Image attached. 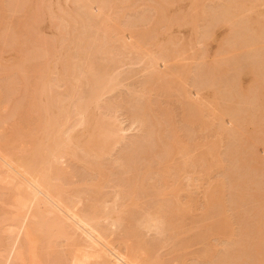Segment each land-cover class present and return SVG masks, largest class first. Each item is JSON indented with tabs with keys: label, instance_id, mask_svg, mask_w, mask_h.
<instances>
[{
	"label": "bare ground",
	"instance_id": "bare-ground-1",
	"mask_svg": "<svg viewBox=\"0 0 264 264\" xmlns=\"http://www.w3.org/2000/svg\"><path fill=\"white\" fill-rule=\"evenodd\" d=\"M14 1L16 0H13V2ZM30 1L31 0H27L29 3ZM73 1H70V3L73 2L71 3V11L67 7L70 13L68 12L69 14L67 16V20L69 21L66 20L65 24L71 22L70 24L74 26H70V30L64 27L66 31L68 30L67 32L65 31V36H69V38L63 41L66 37L63 36L65 39H62L60 35L59 38L62 40L61 44L58 43L60 39L57 38V35L55 37L57 40L59 39L57 42V49L59 51L60 48L62 51L61 55V51L59 53L55 51L57 54L53 55V49H55L54 40L50 43V40L44 41V39H42L43 48H40L41 52L39 50L37 52L33 51V53L30 52L32 50H30V46L27 47L26 43L30 44V42L33 41L34 43L35 41L32 39L30 40L32 35L29 36V34H32L30 31L32 27L29 25V31H27L28 26L24 25V21L22 22L25 26L24 31H27L24 32V34L29 37V40L27 39L28 41L20 38L21 36L16 33L19 32L17 30L19 24L20 27L22 26L24 28V26L21 25V21L19 22L18 20L25 17L26 14L22 15V17H17L15 14H20V12H18V5L24 6L25 2L24 0L15 2L17 7L15 4L12 5V1V3H8L9 5L7 4L8 7L13 6V8L16 7L18 9L16 10V8L13 9L10 7L13 9L12 13L15 12V17L20 19L17 21H15L16 19H12L9 23L11 24L13 21L14 25L11 24V26L8 23L10 27L8 26V29L5 28L7 29L5 32H12L13 36H9L8 33V37L6 34L5 36L0 34V58L1 54H6L8 50L11 52L12 49L9 48L16 49L15 51L18 53V56L19 54L22 55L21 57L19 56L21 59L20 63L11 64L9 70H4L0 67V72L1 70L2 72L4 71L0 74L3 75L4 80L8 77H17L22 89L20 87L19 90L21 91H15L14 83L9 84L10 86L7 85L8 90H6V87L4 88L6 91L0 89L1 104L7 101L10 95L14 97L15 94L12 95L14 92L18 93H16L17 96L20 93L19 97L16 96V103L13 106L12 104L10 105L11 109L8 113L0 116V125L5 123L4 121L6 119L15 116L14 118L17 120V123L20 121H22L20 124L28 123L27 125L30 126V132L26 133V136L23 134L24 138L28 141L26 146L29 148L25 146L27 148L25 149L22 145L21 149H19L20 142L22 143L23 140L22 137V139L20 138L21 141L19 140L21 134H6L0 126V189L2 190L0 194L3 196H1L2 199L0 200L2 201L1 203H4L3 205H5V207L9 206L8 208H11L10 214L7 210L10 216L6 218L3 217L4 219L0 217V234L3 230L10 234V238L7 237L9 240H6L8 242H6L5 239L3 240L2 235H0V264H189L187 261L188 259L185 260L186 257L174 258V260L172 259L171 261L165 260L160 251L163 249L165 243H170L169 241L173 244H177L176 242L180 241H178V239L181 235L182 228L184 227V230H187V227L184 223L182 224V222L187 212L192 208L191 205L193 200L191 198L193 197L189 198L187 202L182 199V194L188 192L187 185H192V183H190L192 182V179H190L191 177H185V174L189 165L196 166V164L199 163L202 168L205 166L211 167L216 162V160H214L216 157L214 154L215 144L210 147L207 146V151H204L205 149H201V151V147L198 148L199 146H197L196 149L200 150L197 153L199 154L200 152V154L194 156V158H188L184 152L190 145L185 142H183V145L182 142L180 143V141L174 139L169 121L167 123L168 125H163L160 114L152 113L146 102L141 105L142 101L141 103L139 102L140 98L137 96V91L139 88L143 89L154 84L169 89L167 82L163 80V75L165 74L163 70L168 71L171 75H176V88L178 91H181V88L186 87L185 82L188 80L186 79L185 81V78L188 77V73L185 72L187 71L185 69L183 72L186 73L187 77L185 74H182L184 68L183 66L180 68L176 67L178 66L176 63L178 60L176 59H178V57L182 58L185 53L187 54V52L192 50V47H190L191 49L189 48L188 51V47L186 46H176L177 42L176 44L174 43L175 41L172 36L171 40L174 41H172L174 44L173 47H171V44L168 45L170 40H168V43L165 42L166 44L164 42L157 43L156 46L152 48L153 51L151 54L153 56L151 57L150 55L152 59L147 61V63L150 62V65L148 64L150 70L152 65L151 71L147 69L151 75L140 82L142 85L140 83L138 86L131 85L129 83L134 82L132 81L134 79L133 74L135 72L137 74L138 72L136 70H134L135 72L130 70L132 73H128L127 70L125 72V69L121 70L122 68H119L123 65V67H125L128 61L122 64L120 63V57L117 61L116 57H118L120 51L117 50L118 48L112 46L114 44L111 45L113 40L110 42L111 37H108L110 34L104 33L102 35L103 37L101 38L99 36L100 38L98 39L96 37L97 32H100L101 28L97 20L98 15H95V11L93 10L97 7V4L99 8L102 7L100 9L104 7L107 8V5H112V0ZM238 1L239 0H223L219 5L212 8L210 7V9H204L201 14H197L200 18L203 17L207 20L206 30L208 28L207 31L202 30V33L198 35L199 38H202L201 40L207 39L206 41H208L209 36L206 35V32H211V37L215 29L220 28L222 30V28H227L228 35L231 34L232 39L234 38V40H232L233 42L235 41L240 44L245 43L249 46H251L252 43L255 45L254 43L256 41L259 43L260 40L254 42L255 39L252 36V32H249V29L255 28L261 23L260 21L244 16L241 11L242 7L240 6H237L238 13L236 14L238 15L236 16V21H234L235 15H233V13H235V11L233 10L236 8L233 5ZM253 1H249V6L251 5L252 7L255 1H257L256 3L261 2V4H264V0ZM44 2V0L43 2L41 0V3ZM51 2L48 4L50 5ZM163 2L165 1L163 0ZM171 2L172 0H169L168 3ZM41 3L36 5L39 7ZM75 3H77V5ZM154 3L157 4V8L159 9L158 0H154ZM54 4L57 6L59 3L57 2V4ZM78 4H80L81 7ZM161 4H163L162 7L165 8V3ZM237 4L241 5L240 2ZM7 5L5 6V10L2 9V11L8 10ZM36 5L35 8L37 7ZM46 6L48 5H45V7ZM244 6H247V3L246 5L244 4ZM25 7L27 8L28 5H25ZM98 7L96 10H98ZM154 7L156 8V5ZM46 8L45 12H47ZM48 9L50 10V7ZM61 9L62 7H57V13H59L58 10H65ZM160 10L161 8L156 10L157 13L158 11L160 12ZM10 11L8 12L11 13ZM23 12H26V9H24ZM40 12L39 10V15ZM161 12L163 13L166 11L162 9ZM161 12L159 14L156 13L157 16L160 17ZM4 13L0 14V19L4 18L5 15L3 17L1 16ZM47 13H49V16H57V18L61 16L60 13L59 17L58 15L54 16L55 13L53 11L52 14H50V12ZM31 15L29 16L28 14L29 18H27V22L28 19L33 17ZM39 15H36L35 19ZM43 16L42 14L40 15V17ZM11 17H13V14H11ZM159 17L158 19L155 18L156 24H160ZM172 17L174 16L172 15ZM176 17L178 16L176 15ZM193 18L195 17L193 16ZM71 19L74 20L71 21ZM32 20L30 19L29 22ZM161 20L163 21L164 19L161 18ZM37 21H39L40 24L41 22L43 23L41 19L38 20L37 18ZM39 22L36 24L38 25ZM228 22L230 25L227 27V24H229ZM15 23H17V25ZM57 25L58 24L54 25V29L57 28ZM261 25L263 24L261 23ZM51 26L53 28V25H50V27ZM166 26L167 24L164 25L163 30L169 31L170 29H166ZM183 26L186 25L183 24ZM157 27H160L158 29L159 31L161 30L160 33H158L160 35L163 30L161 29L162 27L157 24L154 25L150 31L140 36L138 45L133 50L136 54V60L131 59L132 65L128 62L127 66H133L136 61H140L142 57L144 58L147 56L145 53L149 51H146L145 45L153 39L156 41L155 34L157 33H155V31ZM168 27L171 28L172 26L170 27L169 25ZM116 29L117 27L115 30ZM63 30L64 29L60 30V32ZM37 31L39 32V30ZM194 32L195 30L193 33ZM61 34L64 35L62 32ZM48 35L49 34H47V36ZM194 35L197 36V34ZM258 36V39L264 38V26L262 30L259 31ZM169 37L166 39H169ZM19 39H22L23 42ZM90 39L92 41H90ZM175 39H177V37ZM46 40H48V38ZM45 42L49 43L45 45ZM24 43L25 47L29 49L24 47L25 50H21L24 49L22 48V44ZM41 43L42 41H40V44ZM258 43L256 42V45ZM253 45L251 47H254ZM4 49L6 51H3ZM251 49L252 51L254 50L253 48ZM257 49V52L256 50L255 52L253 51L251 56H256L257 58L259 56V61H256L258 63L255 62V64L249 65L246 61L242 62L243 58L247 60L245 55H243L241 57V63H239L236 68H239V70H237L236 73L234 72V75L230 78H227L225 75H220L218 77L219 74L216 75L217 70L214 68L216 62L213 63L214 61L208 57V54L207 57H205L206 53H202L199 58H202L200 60H202L203 63L202 61L199 63L202 64L198 67L200 76H198V79H200L202 86H204L199 91L201 97L203 96V98L209 102H214L217 98L222 99V101L225 100L226 105L221 108L216 115L218 119L228 120L227 122H223L229 123L231 126L228 130L223 128L224 132H222L224 134L226 133V135L228 134L231 138L233 137L232 140L227 136L229 143L231 140L233 141H231L233 149L230 150L229 156L231 159H234L236 163H240L239 167L241 168V171H234L231 175L240 177V187L244 188L245 191H251L252 194H250V196L252 195L254 202L260 203L261 200H264V159H262L263 155L258 153L261 149L258 147V143L264 139V130L257 131L254 129V131L256 130L261 133L256 135L254 140L251 139L250 141V139L247 138V143L251 142V144H244L245 142L243 143L240 139L243 138L242 135H245L244 138L247 137L244 132L241 134L243 117L240 115V112L233 111L236 109L231 105L236 101V98H238V91L244 98L249 94V88L244 90L238 82L240 81L239 77L241 75L250 74L256 81L259 80L258 75L262 74V82L264 83V73H262V71H264V56L261 57V55L264 54V49L262 48V51L260 48ZM69 51H73V54H69ZM200 53L201 52H199V54ZM141 54H143L142 57ZM194 54L195 51H193L192 55ZM257 54L260 55L257 56ZM120 55L121 54H119V56ZM248 55L247 57L250 58V54ZM45 56H49L50 60L53 56L56 59H54L55 61L53 60L55 63L52 64L53 70L56 68L58 69L55 71L57 74H55L56 78L54 81L58 83L56 87L59 83L63 84L64 89L62 93L55 92L53 91L54 89L49 90L50 88L46 90L45 88L46 84L48 85V82L51 81L48 77L51 72V66L48 64L50 60L45 63V65L48 64L46 68H42L40 63L38 64V60ZM148 57L149 56L145 59L148 60ZM131 58H133V56H131ZM44 60L47 59L44 58ZM173 60H175V62ZM132 61H134V63H132ZM172 61L176 63V66H173L175 65L174 63H171L172 66H170L169 63ZM119 63L122 66L119 65ZM0 65L2 66V64ZM53 66H56V68ZM47 67L48 71H46ZM219 67L222 66L220 65ZM41 68L42 71H44L43 73H39ZM117 69L121 71H119L120 73H127L126 76L123 74L124 77H122V74L116 73L118 72ZM156 73H160L163 77H156ZM220 73L222 74L221 71ZM41 76H44V78H41ZM218 78L223 84L222 88L215 91L212 88L213 81ZM126 81L128 82L126 83L127 88H125L126 84H124ZM5 84L3 85L5 86ZM259 84L261 85V83ZM259 84L257 85L260 86ZM256 88L257 86L255 85L251 90L255 89V91H257ZM183 90L184 88L182 91ZM253 91H251V93L255 92ZM256 93L258 94L255 97L264 101V87L261 86L259 92L257 91ZM216 95L218 97H216ZM234 99L235 101H233ZM248 99L249 101L254 100L252 96H249ZM137 102H139V104ZM131 104H134L133 108H130L132 115L134 114L132 111L136 112L134 117L131 116V118H134H132L134 124L131 123V125L137 124L139 130H141L143 134H141V141L138 138L137 142L129 143V147L124 149L125 147L121 148L124 146L122 143L124 144V142H126L124 141V128H121V124L116 121V119L111 118L112 116L109 114L110 112L113 113L112 111L116 112L117 110L115 109L120 108L122 105L124 107H132ZM42 114L43 117L41 118L43 121L40 119ZM128 114L130 115L129 111ZM182 114L184 120L189 119L187 120L189 124H194L193 117L199 114V106L194 102H190L188 103V108H182ZM44 115L46 116L45 120ZM187 121H185V123ZM249 148L253 149V151L249 152V157L247 159H242L243 152ZM171 149H174L175 154L179 153L180 155L183 153L184 156L181 154V158L186 155L188 159H185V157V160L183 159L181 163L179 162L180 164L178 163L174 168V173H171L170 170L164 173L167 169V164H169L167 163L169 157L173 154ZM256 149L258 151H256ZM237 151L240 153H236ZM257 153L259 156H257ZM130 156H133V159L129 162L127 157ZM134 157L136 158L134 159ZM257 170H260V172L262 171L263 181H260L261 184L256 187V185L251 183L252 180L250 182V179H247L248 176L246 177L244 171L255 172ZM219 185H222V187L225 186L223 182ZM215 188L211 190L212 193H214ZM103 189L104 192H102ZM245 191H237L240 201L243 200ZM211 192L206 196L210 203L212 201ZM215 192H218V187L217 190L215 189ZM262 206H264V203ZM209 208L208 210L206 209V211L209 212ZM5 212L3 213L5 214ZM135 212L136 214L140 212L137 218L133 217ZM206 213L207 212H205V214ZM206 215H208V213ZM220 215L221 214L218 216ZM131 217L136 220L134 219L133 221ZM213 217L216 216L214 215ZM233 222H230L229 219L224 217L216 219L215 222L211 224L208 223L209 225L207 224L206 228L208 233L204 231L203 234L207 236L211 233V236L223 235L227 237V235L232 236L237 229V235L239 234L240 237L238 236L239 239L237 240L236 247H234V243L232 246L234 249L232 250L230 247L231 245L228 244L230 247L229 251H225L223 256H221L223 253L219 254L221 258H216L215 252L211 251L212 246H209V249H204L199 259H201L204 264H264V212L257 214L256 211L251 212L250 210L244 212L241 217H238L235 220L236 223ZM167 233L171 235V238H169L170 235ZM150 234H153V238L158 237V240L162 239L164 235L166 239L168 237L170 240H165L166 242H164L165 238L163 241L160 240V242L148 240L147 236ZM197 234H195L194 238L199 235ZM155 238L153 240H155ZM191 238L192 239L189 241L185 240V242H181V245L178 243L177 247L180 248L181 251L187 250L192 246L190 242H194L193 237ZM203 239L205 240V237ZM229 240L228 238L227 241ZM196 242L198 241L196 240ZM175 247L173 246L172 248ZM177 247L175 249L178 252ZM195 259L196 255L194 260Z\"/></svg>",
	"mask_w": 264,
	"mask_h": 264
},
{
	"label": "rangeland",
	"instance_id": "rangeland-1",
	"mask_svg": "<svg viewBox=\"0 0 264 264\" xmlns=\"http://www.w3.org/2000/svg\"><path fill=\"white\" fill-rule=\"evenodd\" d=\"M11 1L13 2V0H11ZM11 1L10 0H0V8H1L0 9V14L4 13V12L6 13V14L4 13L3 15H1L2 17L4 15L5 16H4L3 19H0V34H2L3 36H5V34H6V36H7L8 32H5V31L10 27L9 26V24H10L9 22H11L12 19L13 20L16 19L15 21L20 19V18H16L15 15L17 17H19V16L22 17V15L26 14L25 17H22L18 21L19 22L21 21V23L24 21L23 22L24 25L28 26V28H27L28 30L27 31H29V25L32 28L34 27L33 29L31 28L30 31L32 32V34H29V36L32 35L30 40L32 39V40H35V41H34V43H33V41L30 42V44L26 43L27 47L30 46V48H31L30 50H32L30 52L33 53V51H35V52H37L38 50L40 51V48H43L42 47L43 46V40L42 39H44V41H49L50 40V43H52L51 41L54 40V42H55L54 48L55 49H53L54 50L53 51L54 52L53 55L59 53L61 50H60L59 47H58L59 51L57 49L58 40L60 39V41L58 43L62 44L61 38L65 39L66 32L68 30H70L69 29L70 26H74V25L70 24L71 22H67L65 24V22H66V20L68 18L67 16L70 13L71 8H72V4L71 3H73L74 1L73 0H56V1L55 0H47V1L44 0L45 2L41 3V0H31L30 1L31 4H30L29 2H27V0H24L25 5H28V7L26 8L25 5L24 6L18 5L19 6L18 7V9H19L18 12H20L19 15H18V13L15 14V12L12 13L13 12L12 10L17 7L15 2L20 1V0H16L13 3ZM48 1L49 2L52 1L50 3V5L48 4L49 3ZM70 1H73V2L70 3ZM159 1L160 0H158V3H159L158 6H160L159 9L161 8V10L163 9V11H166V12L162 13L161 10H160V12H161V14H160L161 16L160 17L157 16V14H159L160 12L158 11V13H157L156 10H159V9L157 8V4L154 3V0H112V5H110V6L107 5V8L104 7L103 9H100L102 7L99 8L98 7L99 5L97 4L98 10H96L97 9V7H96L93 11H95L94 12L95 15H98L97 20H98V23L100 24L99 26L101 28V31L97 32L96 37L98 39L100 37L102 38L103 37L102 35L104 33L110 34V35H108V37L109 36L111 37L110 42H112V40H113L111 45L114 44L112 46L118 48L117 50L120 51L119 54H121V55L123 54L122 55L123 58H122L121 55L119 56V54H118V57H116L117 61L119 60L118 58L120 57V59H121L120 63H122V64H124V62H127V61L131 64V61H130L131 59L136 60L135 59L136 58L135 57L136 54L134 53L135 51H133V50L138 45V39L140 38V36L142 34L147 33L148 31H150L152 29V27L154 25H157V24H158V26L162 27L161 28L162 30H163L164 25L167 24V26L165 28L166 29L168 28L170 30L169 31L167 30L168 32L166 30H163L162 31L163 33L161 32V34L159 35L158 33H160L161 30L159 31L158 29L160 27L159 28L157 27L156 31H155V33H157V34H155L156 37H157V38L155 37V40L157 42L154 41V39L152 41H150V42H147L148 44L145 45V48L147 49L146 51H149V52H146L145 55H147L149 57L151 55V57H152L153 55L151 53L153 51V49H152L153 46H156V44L160 43V42L161 43H163V42L164 43L165 42L168 43V40H170V42H171V43L170 42L168 43V45L171 44V47L174 46L173 42L175 41L174 42L175 44L177 42L176 46H179V45L180 46H186V47H188V49H187L188 51H189V48L192 47V50L194 49L193 51H195L194 55H192L193 51L190 50V52H187V54L185 53L186 55L184 54L182 56V58L178 57V59H176V60H178V62H176L178 66H176V63H174L175 60H173L174 62L173 61L170 62V63L168 62L170 64V66H172L171 63H174L175 65H173V66H176V67H179V68L183 66L184 70H182V74H185L186 77L188 75L189 78L188 77L185 78V81H186V79L188 81L185 82L186 87H183L184 88L183 91H182L183 88H181V91L180 90L178 91L177 88H176V83H175V79H176L175 76L176 75L175 76L173 74L171 75L168 71L163 70V72H165V74L163 75L164 76L163 80L165 82H167V86L169 87V89L154 84L152 86H147V87H145L143 89L139 88L138 91H137V96L140 98L139 102L141 103V101H142L141 105L144 102H146L147 106L150 108L152 113L161 115V119H162L163 125H166L168 123V121H169V124L171 125L170 126L171 128L170 127L169 128L171 129L172 135L174 136L175 140L180 141V143L182 142V144H183V142H185V143H188L190 145L189 148L187 149L188 151L186 150L184 152V154H186L188 156V158H194V156H197V155L200 154V152H199V154L197 153L198 151H200L201 149H205L204 151H207L208 147H210L211 145L215 144V146H214V154H215L216 157H215L214 160H216V162L211 167L205 166L204 168L200 167L199 163H197L196 166L189 165V167L187 169V172L185 174V177H188V178L191 177L190 179H192V182H190V181L189 182L192 183V185L190 183H188V184H190L189 186L187 185L188 192H184L182 194V196H183L182 199H184L185 202H187L189 200V198L193 197V198H191L193 200V202H192V205H191L192 206L191 210L189 212H187L185 218L183 219L184 221L182 222V224L184 223V225L187 227V230L186 229L184 230V227L182 228L181 235L179 236V239H178V241L179 240L180 241L176 242V243L177 244L179 243L181 245V242H185V240L189 241V240L192 239L191 237H193V241L195 242V246H194V242H190V243H192L191 245L194 246V247L189 245L190 247L187 250L185 249V250L181 251L180 248L177 247V244L171 243V241H169L170 239H168V237L166 239L165 235L162 237V239H159V240H158L157 236H156L157 238L154 237L155 240H153L154 239L153 236H152L153 234H150V235L147 236L148 240H152V241H155V242L156 241L160 242V240L163 241L164 238H165L164 242H166L165 240L170 242V243L167 242V244L165 243L166 245L163 242L164 247L160 251L161 254H163V259L171 261L172 259L174 260V258H178V257L185 258L186 257L185 260L188 259L187 261H188L189 264H192V263L193 264H202L203 262L199 258L201 256V253L204 252L205 248L209 249V246H212L211 247L212 248L211 251L215 252L216 258H218V257L221 258V256L224 255L225 251H229L230 247L232 248L234 243H235L234 247H236L237 240L239 239L238 238L239 234L237 235V232H238L237 229H236L237 231L236 230H235V232L233 231L234 232L233 233L234 236H233V234H232V236H228L227 235V237L230 239L229 241H227L228 238L226 236H223V235H219V236H213L212 235L211 236L210 235L211 233H210L209 235H207L209 237H207L206 234H203L204 231H205V233H208L207 232V228H206L207 224L208 223L211 224L212 222H215L216 219H219V218H222V217H224L226 219H229L230 222L234 221L233 223H236L235 220L238 217H241L244 212H248L250 210H251V212L252 211H256L257 214H259L261 212H264V206H262V204L264 203V200H261L260 203L254 202L252 195L250 196V194H252V192L250 191L251 192L250 193L248 191H245L244 188L240 187L241 178L236 176V175H234V176L231 175V173H233L234 171H238V170L241 171V168L239 167L240 163H236V161L234 159H231V157L229 156L230 150L233 149V146L231 144V141L233 140V137L231 138V137L228 136V134L226 135V133L225 134L223 133L224 132L223 128L228 130L231 126L229 125V123H225L228 120H224V119H221V118L218 119V117L216 115V113L219 112L221 110V108H223L226 105V102H225V100L222 101V99H219V98L215 99L214 102H209L208 100L204 99L203 96L202 97L200 96L201 94H200L199 91L204 86H202V83H201L200 79H198L200 77L199 76V72H198V67H200L201 64L203 63V61L200 60L202 58H199V57H200V55H202V53L203 54L206 53L205 57H207V54H208V57L211 58L212 61H214L213 63L216 62L214 64V68H215V70H217L216 71L217 72L216 75L219 74L218 77L220 75H222V76L225 75L227 78L232 77L234 75V72L236 73V71L239 70V68L238 69H236V68H237V65H239V63H241V61H242L241 57L243 55H245V58L247 60H245L243 58L242 62L246 61L249 65H253V64H255L256 61H259L258 60L259 59L258 55H260V54H257V56H258V58H257L256 56L252 57L251 53L253 51L255 52V50L257 52V50H258L257 48H260L261 51L264 49V38L258 39L259 31H261L263 26H264V4H261V2L260 3L258 2L259 3L258 4V3H256L257 1H255L256 4L253 3L254 5H252V7H251V5L249 6V1L251 2L253 0H249V1L246 0L247 2L244 1V0H242L243 2L241 0H239L238 2H240L241 5L240 4L238 5L237 4L238 2L236 3L237 5L236 4L233 5L236 8V9L233 10V11H235V13H233V15H235L234 21H236V19H237L236 16L238 15V14H236V13H238L237 6H240V7H242L241 11L244 14V16L252 18L253 20H258V21H260L263 24V25H261V23H260L255 28L249 29V32H252V36L255 39L254 42L256 40H260L259 43H258V41H256L258 43L257 45H256V42L254 43L255 45H253V43H252L251 46L253 45L254 47H251V46H249V45H247L245 43L240 44V43L235 42V41L233 42L232 40H234V38L232 39L231 34L228 35L227 28H222V30L220 28L215 29L214 30L215 32L212 33L211 37H210L211 32H206V35L209 36L208 41H206L207 39L206 40L204 39L205 40L204 41V40H201L202 38L201 39L199 38L198 35L200 33H202V30L203 31L206 30V27H207L206 21L207 20H205L203 17L200 18V16H198L197 14H201V12L204 9H210V7L212 8V7H215V6L219 5L223 0H179V2H178V0H172L171 3H168L169 0H164L165 2H163V0H161L160 1L161 3H165L164 7L166 9L162 7L163 4H161ZM9 2H11L12 5L15 4L16 7L15 8H13V6H9L8 7V5H9L8 3ZM42 2H43V0H42ZM57 2L59 4H57ZM39 3L44 5L43 6V5L40 4L39 5L40 9H39L38 5H36V4H39ZM54 3H56L57 6H55ZM246 3H247V6H244V4L246 5ZM2 4H3V6H2ZM29 4H30V6H29ZM51 4H52V6H51ZM75 4L77 5V3H75ZM154 4L156 5V8L154 7L155 6ZM168 4H170V5H168ZM6 5H7L8 10L2 11V9L5 10V8H6L5 6ZM35 5L37 6L36 8H35ZM45 5H48L46 7H48V8L50 7V10L48 8H46ZM59 5H60V7H62L61 10L65 9L64 11H59L60 9L58 10V12L61 14V16L56 11L57 7L60 8ZM76 5H75V7H76ZM78 5L81 7L80 4H78ZM166 6L167 7L169 6V7L167 8ZM10 7H12L13 9L10 8ZM43 7H45L47 9L46 11L50 12V14H52V11H53L55 13L54 16L58 15V17L59 16L60 17L59 18H57V16L53 17V15L49 16V13L45 12V8H43ZM51 7H52V10H51ZM67 7H68V9H70V11L67 10ZM73 7H74V5H73ZM54 8H56V9H54ZM18 9L16 8V10H18ZM24 9H26V12H23ZM36 9H39L41 11L40 15L42 14V16L43 15L44 16L40 17V15L38 14L39 10H36ZM42 10H43L44 14L42 13ZM8 11H10L11 13H9ZM33 11H36V12H33ZM173 12H175V13H173ZM169 13H170V15H169ZM11 14H13V17H11ZM28 14H29V16L32 14L31 16H33V17L30 18V19L32 20L34 18L33 19L34 22H33V20L29 22L30 19H28L29 23L26 21L27 18H29ZM163 14H164V16H163ZM36 15H39V16H37L36 19H35ZM172 15L174 17H172ZM176 15L178 17H176ZM193 16L195 18H193ZM63 17H65V18H63ZM158 17L160 18V24L159 23L156 24V22H155V18L158 19ZM198 17H199V19H198ZM23 18H25V19H23ZM37 18H38V20L41 19V21H43V23L41 22V24H40V22L37 21ZM161 18L164 19V20L162 21ZM189 18H190V20H189ZM167 19H169L170 21L167 20ZM174 19H175V24L176 23L178 24V25L176 24L177 26L174 24ZM58 20H60V21H58ZM73 20L71 19V21H73ZM67 21H69V20H67ZM166 21H167V23H166ZM25 22H26V24H25ZM38 22H39V24L37 25L36 23H38ZM50 22H51V24H50ZM161 22H162V24L163 23L164 24L162 25ZM187 22H188V24H187ZM191 22H192V24H191ZM23 23L21 25H23ZM169 23H171V24H169ZM11 24L14 25L13 21H12ZM15 24L17 25V23H15ZM49 24L53 25V28H52V26L50 27ZM56 24H58L57 28L54 29V25H56ZM183 24L186 25V26H183ZM169 25H170V27L171 26L172 27L169 28L168 27ZM228 25H230V23L227 24V27H228ZM60 26H62V27H60ZM64 27L66 29H68V30L66 31V29ZM116 27H117L118 30L117 29L115 30ZM5 28H7V29H5ZM17 28L16 29L19 32H16V33L19 36H21L20 38H22L24 40H27L29 37H28V35L24 34V32H27V31H24L25 30V26L23 28L22 26L20 27V24H19L17 26ZM53 29L57 30V31H54ZM62 29H64L63 30L64 32L66 31L65 34H64L63 31H61L64 35H62L61 32H60V30H62ZM37 30H39V32ZM192 30L193 31L195 30V32L193 33ZM207 30H208V28H207ZM102 31H104V32H102ZM31 32H29V33H31ZM189 32H190V34H189ZM92 33H94V32H92ZM8 34H9V36H13L12 32L8 33ZM41 34H46V35H41ZM47 34H49V35L47 36ZM194 34H197V36H195ZM56 35H57V38H59V36L61 35L60 36L61 38H59L57 40L55 38ZM45 36H47V37H45ZM50 36H52V37H50ZM63 36H65V37L63 38ZM171 36L173 37L174 41L171 40L172 39ZM191 36H193V37H191ZM168 37H169V39H166ZM176 37H177V39H175ZM47 38H48V40H46ZM68 38H69V36L66 37V39L63 40V41H66ZM22 39L21 40L19 39V40L22 41ZM55 39H56V41H55ZM165 40H167V41H165ZM40 41H42L41 44H40ZM90 41H92V40L90 39ZM47 43H49V42H45V45ZM154 43H155V45H154ZM109 45H110V43H109ZM24 47H25V43L22 44V48H24ZM27 47H25V48H27ZM25 48L21 49V50H25ZM251 48H253L254 50L252 51ZM5 49L3 51H6ZM9 49H12L11 52H9L10 50H8L6 54H4V53L1 54V58H0V62H1L0 64H2V66L0 65V67H2L1 69H4V70L5 69L9 70L10 69L9 66L11 64L18 63V62L20 63V61H21L20 57H21L22 54L21 55L19 54V56H20L19 57L18 53L15 51L16 49L15 50L13 48H9ZM27 49H29V48H27ZM126 49L127 50L129 49V50L127 51ZM203 51H205V52H203ZM15 52L17 53V55H16ZM69 52H70L69 54H71V53L73 54V51H69ZM199 52H201V53L199 54ZM259 52H260V50H259ZM61 53H62V51L60 52V55H61ZM263 53H264V51H263ZM248 54H250V58L247 57V56H249ZM142 55L143 54H141V57H142ZM131 56H133V58H131ZM263 56H264V54L261 55V57H263ZM146 57H144V58L142 57L143 60L140 58L141 60L140 61H136L135 63H134V61H132V63H134L133 66H131L132 64L130 66H127L128 65V62H127V64L125 63L126 66L123 67L124 65L122 66L119 63V65L122 66V67H119V68H122L121 70L125 69V72H126V70L128 71V73L129 72L132 73V71H134V70H136L138 72L137 74H136L135 71H134L135 73L133 72L134 73L133 74L134 79L132 81H134V82L130 81L132 83H129V84H131V85L133 84L135 86H138L140 82L144 81L145 78H148L149 75H151L150 72H149V70H150V67H149L150 62L147 63V61H149V59L151 60L152 58L148 57L147 58L148 60H146L145 59ZM44 58H46L47 60H44ZM44 58L42 57L41 59H39L38 60V64L40 63L42 68L43 67L46 68V66H48V64L51 66V72L48 75V77L50 78V80H51L50 82H52V83L48 82V85L46 84V87H45L46 90L50 88L49 90L54 89L53 91H55V92L57 91V92H61L62 93L63 89H64L63 84L59 83V85H57V87H56V84H58V83L56 81H54L55 78H56L55 74H57V73H55V71L58 70L56 68V66H53L56 69H54V70L52 69V64L55 63V62H53L55 57L53 56V58H51V60H50L49 56L48 57L45 56ZM138 58H137V60H138ZM263 59H264V57H263ZM263 59H262V62H263ZM200 61H202L201 64H199ZM47 62H48V64L45 65V63H47ZM256 63H258V62H256ZM260 63H261V61H260ZM216 64L218 65V67L220 65L222 67H219V70H218V67H217ZM42 68H41V71L39 70V73L40 72H42V73L44 72V71H42ZM39 69H40V67H39ZM147 69H149V70L147 71ZM181 69H180V71H181ZM185 69L187 71H185ZM117 70H118V72H116V73H120L121 72L119 69H117ZM130 70H132V71H130ZM151 70H152V65H151ZM46 71H48V67H47ZM46 71H45V74H46ZM142 71H144V72H142ZM183 71H185L188 74L186 75V73L183 72ZM218 71H219V73H218ZM220 71L222 72V74L220 73ZM3 72L1 70L0 73L2 74ZM262 73H264V71H262ZM1 74H0V76L2 78L0 77L1 78L0 79V89L5 90L4 88L6 87V90H8L7 89L8 88L7 85H9L11 83H14L15 84V91L16 90L17 91H21V90H19L20 87H21V84L19 83L20 81H19V79L17 77H14V76H13V78H9L8 77V78H5V80H4L3 79V75H1ZM120 74H122L121 76L124 77V75L126 76L127 73L124 74L122 72ZM145 76H147V77H145ZM155 76L158 77V78L159 77H163L160 73H156ZM41 78H44V76L43 77L41 76ZM239 79H240V81H238V82L244 88V90L249 88V94L250 95L248 94V96L244 98V97H242L241 93L238 91V93H237L239 95L238 98H236V101H235V99L233 100V101H235V102H233L234 104L233 103L232 104L230 103V104L233 105L232 107L236 109V110H233V111H238V113L240 112V115H242V117H243V124H242L243 128H241V131H242L241 134H243V132H244V134H246L247 137L244 138L245 135H242L243 138H240V139H241V141L243 143L245 142L244 144H246L247 143V138L250 139V141H251V139L254 140L256 135L261 133V132H257V131L258 130L261 131L262 129L264 130V101H261L259 98L255 97L258 94L256 92L257 91L259 92V88H261V86L264 87V83L262 82L263 81L262 80L263 79L262 74L258 75V79L259 80H256V81L253 79L252 75H250V74L241 75L239 77ZM127 81H129V80H127ZM127 81L124 82V84L128 83ZM252 81H255V82L251 83ZM259 83H261V85ZM3 84H5V86ZM222 84L223 83L218 78V79L213 81V87L212 88L216 91V90L222 88ZM257 84H259L260 86H258ZM131 85H129V86H131ZM255 85L257 86V88H256L257 91H255V89H253L255 91L254 92L251 89L254 88ZM53 86H54V88H53ZM58 86H59V88H58ZM125 88H127V84H126ZM21 89H22V87H21ZM122 89H123V87H122ZM251 91H253L255 94L251 93ZM218 92H220V91H218ZM16 93L14 92L12 94V95L15 94L14 97L10 95V97H11V98L9 97L10 99L6 98L7 101H5V102H7V103L3 102L5 104H3V103L1 104V102H0V104H1V106H0V110H1L0 116H3L5 114H7L8 111L11 109L10 105L12 104V106H13L16 103L17 97L20 96V93H19L18 96H17L18 93L17 94ZM249 96H252L254 98V100L250 99L251 101H249V99H248ZM216 97H218V96L216 95ZM11 102H13V103H11ZM139 102H137V103L139 104ZM190 102H194V103H196L199 106V114L197 116L194 115V117H193L194 118L193 119V123L194 124H189V122L187 121L189 119L184 120L183 119L184 117H183V114H182V108H188V103H190ZM133 105H132V107H129V106H125L124 107L122 105L123 107L120 106V108L115 109V110H117L116 112L112 111L113 113L110 112V114H109V115L112 116L111 118L116 119V121H118L121 124V125L119 124L121 128H124L123 129L124 130V135H125V137H124L125 140L124 141H126V142H124V144L122 143V145H124V146L121 147V148L125 147L124 149L129 147L128 146L129 143L131 144L133 142H137L138 138L140 140L141 136H142L141 134H143L142 131L139 130L137 124L131 125V123L134 124V122L132 120L134 119L133 117L136 114L135 111H132L134 113L133 115L131 113V109L130 108H133ZM128 111H129L130 115L128 114ZM183 113H184V111H183ZM131 116H133L132 117L133 119L131 118ZM14 117L6 119L4 121L5 123L1 124L0 126L5 131L6 134L14 133L16 135H18V134L22 135V136L21 135L19 136V140H20L21 137L23 138V140H22V143L20 142V146L18 147L19 149H21L22 145L25 147L27 145L26 143H28V141L24 138L23 134H25V136H26V133L30 132V126L27 125L28 123L27 124H23V123L20 124V122H22V121L17 123L16 122L17 120H15ZM41 117H43V114L40 116V119L43 121V119ZM45 119H46V116L44 115V120ZM130 120H131V122H130ZM185 121H187L188 123L186 122L187 123L186 124ZM223 121H225V122H223ZM159 128H160V126H159ZM254 129H256L257 131L256 130L254 131ZM256 132H257V134H256ZM227 136L232 139L230 141V143L228 142L229 140H228ZM248 142H249V140H248ZM248 144H251V142L247 143V145ZM197 146H199L198 148L201 147L200 150L196 149ZM14 147H17V146H14ZM26 147H28V146H26ZM26 147H25V149H27ZM258 147L261 148L260 152L257 150L259 148H257L256 151H258L259 154H262L263 158L262 157L261 158L264 159V139L258 143ZM171 150L173 151V154L169 157V161L167 162L169 164H167L168 166H167V169H166V171L164 173H166L168 170H170L171 173H174L175 166L179 162L181 163V161L185 157H186L185 159H188L186 155H185V157L181 158L183 153H181L182 155L181 154L179 155V153L175 154L174 149H171ZM251 151H253V149L249 148L248 150L243 152L242 159H247L249 157V152H251ZM236 153H240V152L237 151ZM258 153H257V156H259ZM127 158H128V161L130 162V161H132L133 156H130V157H127ZM135 158L136 157H134V159ZM108 162H110V161H108ZM244 172L246 173L245 174L246 177L247 176L250 177V178L247 177V179L248 180L250 179L249 180L250 182L252 180L251 183L256 185V187L258 185H260L261 182L263 181V173H262V171L260 172V170H257L255 172H249V171H244ZM222 182L225 185L224 187H222V185H219ZM217 187H218V192H215V189L217 190ZM213 188H215L214 189V193L211 192V190ZM238 190H240L242 192L245 191L244 198H243L242 201H240V198L237 195V191ZM1 191L2 190L0 189V192ZM102 192H104V189L102 190ZM209 192H211V195H212L211 203H210V201H208V198H206V196H207V194ZM1 196L2 195L0 194V199H2V197H3V196L2 197ZM1 202L2 201L0 200V209H1L0 210V214H1L0 217L2 219L3 217L6 218L7 216H10L9 214H10L11 208H8L9 206L5 207V205H3L4 203H1ZM208 208H209V212L206 211V209L208 210ZM7 210L9 211V214H8ZM3 212H5V214ZM205 212H207L208 215H206L207 213L205 214ZM139 213L140 212H138V214ZM134 214H133L134 215L133 217L137 218L138 214H136V212ZM219 214H221V215L218 216ZM214 215L216 217H213ZM131 219L134 221V219L132 217H131ZM4 232L5 231L3 230L1 232V234H0V235H2V239L3 240L5 239V241L9 240L8 238H10V234L6 233V232L4 233ZM2 233H4V234H2ZM167 234H169V233H167ZM195 234H197L198 236L194 238ZM200 235H201V237H200ZM202 235H205V236H202ZM198 237H199V240H198ZM202 237L203 238L205 237V240ZM169 238H171V235L169 236ZM206 238H207V240H206ZM226 238H227V240H226ZM263 238H264V233H263ZM196 240L198 242H196ZM202 241H204V242H202ZM6 242H8V241H6ZM207 243H209L210 245L207 244ZM228 244H230L231 246L229 247ZM173 246L177 247L178 252L175 249L176 247L172 248ZM233 249L234 248H232V250ZM232 250H230V251H232ZM219 254H222V255L219 256ZM195 255H196V259L194 260ZM197 255H198V257H197ZM216 258H215V260H216ZM191 259H192V261H191ZM197 260H199V261H197ZM219 262H220V260H219ZM208 264H210V263H208ZM212 264H214V263H212Z\"/></svg>",
	"mask_w": 264,
	"mask_h": 264
}]
</instances>
